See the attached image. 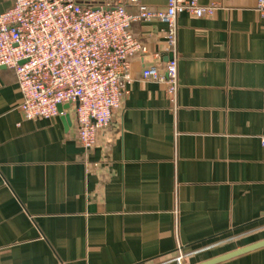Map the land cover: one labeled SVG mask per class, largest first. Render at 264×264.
<instances>
[{
	"label": "crops",
	"instance_id": "0c3cea01",
	"mask_svg": "<svg viewBox=\"0 0 264 264\" xmlns=\"http://www.w3.org/2000/svg\"><path fill=\"white\" fill-rule=\"evenodd\" d=\"M197 1L217 8L177 16L174 98L141 77L169 58L165 23L130 25L146 51L91 149L70 108L67 125L25 119L16 74L0 67V264H173L181 250L195 264L264 239V13L256 0ZM215 264H264V246Z\"/></svg>",
	"mask_w": 264,
	"mask_h": 264
},
{
	"label": "built area",
	"instance_id": "2783aa9c",
	"mask_svg": "<svg viewBox=\"0 0 264 264\" xmlns=\"http://www.w3.org/2000/svg\"><path fill=\"white\" fill-rule=\"evenodd\" d=\"M128 2L136 5L135 13L121 2L94 5L82 0H14L0 13V66L16 74L18 109L25 119L63 116L70 108L79 143L91 149L128 91L130 58L146 51L130 31L135 21L165 23L169 58L163 71L149 65L141 77L164 83L175 97L177 16L209 17L217 6L166 0L164 10H151L138 0ZM256 8L264 13V0H256Z\"/></svg>",
	"mask_w": 264,
	"mask_h": 264
},
{
	"label": "water",
	"instance_id": "95a60500",
	"mask_svg": "<svg viewBox=\"0 0 264 264\" xmlns=\"http://www.w3.org/2000/svg\"><path fill=\"white\" fill-rule=\"evenodd\" d=\"M0 67H4V66H0ZM65 107H68V104L63 106V108H65ZM58 108H59V110H61L62 106L59 105ZM61 119L64 122V124L67 125L69 123V114H65V115L61 116ZM262 246H264V239L261 240V241L252 243L250 245H247V246H244V247H240V248L235 249L233 251L224 253L222 255L213 257L211 259H208V260H205V261H202V262H199V263H195V264H215V263L221 262L223 260L232 258L234 256L240 255L242 253L257 249V248L262 247Z\"/></svg>",
	"mask_w": 264,
	"mask_h": 264
},
{
	"label": "rangeland",
	"instance_id": "374dc122",
	"mask_svg": "<svg viewBox=\"0 0 264 264\" xmlns=\"http://www.w3.org/2000/svg\"><path fill=\"white\" fill-rule=\"evenodd\" d=\"M197 253L198 251H191V252H188V251L185 252L183 250L177 251L168 259V261L173 264H180V263L191 264L192 257L197 255ZM181 256H182V259H179L181 258Z\"/></svg>",
	"mask_w": 264,
	"mask_h": 264
}]
</instances>
